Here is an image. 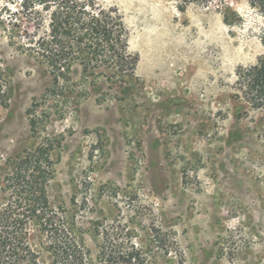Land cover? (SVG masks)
Masks as SVG:
<instances>
[{
	"label": "rangeland",
	"instance_id": "1",
	"mask_svg": "<svg viewBox=\"0 0 264 264\" xmlns=\"http://www.w3.org/2000/svg\"><path fill=\"white\" fill-rule=\"evenodd\" d=\"M103 2L139 56L110 100L44 101L50 78L15 47L21 30L0 31V183L9 158L49 147L51 208L84 264H264V112L236 85L264 55V15L246 0ZM56 108L65 115H43ZM30 239L53 264L39 226Z\"/></svg>",
	"mask_w": 264,
	"mask_h": 264
},
{
	"label": "trees",
	"instance_id": "2",
	"mask_svg": "<svg viewBox=\"0 0 264 264\" xmlns=\"http://www.w3.org/2000/svg\"><path fill=\"white\" fill-rule=\"evenodd\" d=\"M209 7L222 0H165ZM264 15V0H246ZM14 30H21L16 34ZM0 31L15 33L16 48L33 60L50 89L43 100H110L115 89L135 77L139 56L130 51L129 30L119 9L103 0H7L0 9ZM0 68V103H5L7 81ZM242 99L253 111L264 112V55L254 65L237 71ZM78 79V80H76ZM76 81L94 87L76 92ZM125 92L122 97H125ZM238 97V96H237ZM2 104V105H3ZM65 108L43 115L63 117ZM248 114V110H244ZM0 183V264H41L31 244L34 226L54 245L53 264H84V253L72 233L52 210L48 186L53 179L49 147L15 154L8 159Z\"/></svg>",
	"mask_w": 264,
	"mask_h": 264
}]
</instances>
